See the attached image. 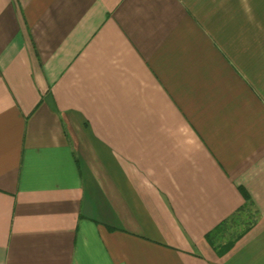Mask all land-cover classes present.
<instances>
[{"label": "crops", "instance_id": "0c3cea01", "mask_svg": "<svg viewBox=\"0 0 264 264\" xmlns=\"http://www.w3.org/2000/svg\"><path fill=\"white\" fill-rule=\"evenodd\" d=\"M0 264H264V0H0Z\"/></svg>", "mask_w": 264, "mask_h": 264}, {"label": "trees", "instance_id": "16d2710c", "mask_svg": "<svg viewBox=\"0 0 264 264\" xmlns=\"http://www.w3.org/2000/svg\"><path fill=\"white\" fill-rule=\"evenodd\" d=\"M247 205H245V207H242V209H240L232 218H230V220H227L226 222H224L221 226H219L217 228V230H215L214 233L217 234V231L218 232H224V231H227L228 229V226L229 225H235L237 222H244V223H247L249 219H253L252 217V214L249 215L248 211L247 210ZM252 224V221L250 223H248V226L247 228H245V230H243V232H241L238 237H241L242 235H244L246 233V230L249 229L250 225ZM237 237V238H238ZM210 242H212V237L209 236L207 238ZM232 243V242H231ZM231 244L230 243H227L225 244L224 246V250L228 251L230 248H231Z\"/></svg>", "mask_w": 264, "mask_h": 264}]
</instances>
